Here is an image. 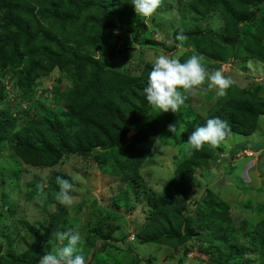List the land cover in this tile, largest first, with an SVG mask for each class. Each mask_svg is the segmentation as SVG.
I'll list each match as a JSON object with an SVG mask.
<instances>
[{"label":"trees","instance_id":"1","mask_svg":"<svg viewBox=\"0 0 264 264\" xmlns=\"http://www.w3.org/2000/svg\"><path fill=\"white\" fill-rule=\"evenodd\" d=\"M189 8L201 15L218 14L224 32L175 29L174 35L183 34L189 45L181 63L195 53L204 58L205 66L231 58L264 64V0H190ZM146 31L131 0H0V153L6 149L13 164L19 159L32 166L54 165L64 155H89L101 170L119 175L127 187L141 192L135 182L137 168L173 113H160L146 101L143 90L152 65L129 74L112 68L110 61L128 32L132 42L162 44L149 38L141 41ZM54 70L67 80L65 85L58 78L46 94L55 109L32 101L37 79ZM6 76L9 87L2 79ZM236 82L232 79L226 94L218 96L197 127L219 117L227 122L229 134L255 130L258 117L264 114V95L258 97L264 85L251 81L240 87ZM24 102L27 109L13 114ZM187 105L188 94L180 109ZM147 116L151 119L143 125ZM237 145L232 153L247 147ZM210 151L208 145L196 151L202 155L198 163L206 164ZM185 165L178 164L168 187L154 199L149 221L136 235L143 242L176 247L195 236V228L208 227L210 232L201 238L212 243L200 249L217 254L210 259L213 264L264 262V218L249 228L242 219L238 228L245 239L238 240L226 225L232 224L228 205L210 190L194 213H184L192 188V172ZM58 176L73 183L71 177L54 173L49 186L37 191L33 184L29 192L55 200ZM120 200L124 203V194L116 201ZM65 214L61 207L50 214L44 233L24 251L16 253L0 243V264H39L45 252L57 246L54 234L63 231ZM248 249L253 262L246 258Z\"/></svg>","mask_w":264,"mask_h":264},{"label":"rangeland","instance_id":"2","mask_svg":"<svg viewBox=\"0 0 264 264\" xmlns=\"http://www.w3.org/2000/svg\"><path fill=\"white\" fill-rule=\"evenodd\" d=\"M189 1L162 0L150 19L142 18L147 31L140 39H154L162 44L132 42V34L128 32L118 42L110 66L125 73L139 74L146 64L152 65L158 55H177L181 59L189 45L176 40L175 29L190 31L207 28L224 32L218 14L201 15L189 8ZM181 43L182 47H178ZM172 45L175 48L169 49ZM206 68L209 72L222 69L224 76L237 81L240 87L251 81L264 85V64L256 60L243 62L231 58L210 61ZM58 78L60 83L67 84L66 78L57 70L47 77H39L32 101L54 108L52 99L46 94ZM2 79L9 87V77ZM263 95L264 88L259 91L258 97ZM218 96L215 90L207 89V83L188 94L186 108L173 113L137 168L139 176L135 182L141 192L127 187L119 175L101 170L89 155H64L54 165L32 166L19 159L13 164L11 152L2 151L0 243L16 253L24 251L44 233L50 214L61 207L66 213L63 231L72 229L79 232L81 242L77 247L84 256L85 264H213L210 259L217 254L210 255L200 249V245L206 247L212 243L201 238L210 232L208 227L195 228L196 235L176 247L143 242L136 233L149 221L154 199L168 187L180 162H185L186 168L192 172V188L184 213H194L198 202L203 201L210 190L228 205L232 224L226 225L230 234L237 235L238 240L245 239L238 228L242 219L248 221L249 228L264 218V114L258 117L252 133H230L218 146L205 144L211 149L206 164L198 163L202 155L186 143L196 130L199 118L207 114V110L218 101ZM26 102L17 106L13 114L27 109ZM34 111L31 109V112ZM149 119L151 117L147 116L142 124L149 123ZM169 125H174L176 131H169ZM238 143L247 147L232 153ZM54 173L65 174L73 180L70 193L73 203L70 206L62 205L56 199L44 198L37 192L40 191L39 185L43 188L50 185ZM33 184L37 191L29 192V186ZM123 194L124 203L121 200L117 202ZM52 196L53 193L49 197ZM249 249L245 255L253 262Z\"/></svg>","mask_w":264,"mask_h":264},{"label":"clouds","instance_id":"3","mask_svg":"<svg viewBox=\"0 0 264 264\" xmlns=\"http://www.w3.org/2000/svg\"><path fill=\"white\" fill-rule=\"evenodd\" d=\"M161 4L162 0H131L136 16L144 19H150ZM186 39L183 34L176 36V40L180 42ZM178 47H182V43ZM203 59L201 55L195 53L183 63L177 55L156 56L143 90L148 105L159 110L160 113L169 111L178 113L187 99V94L202 88L205 83L208 90H215L221 96L225 95L232 80L224 76L222 69L209 72L203 64ZM168 130L176 131L174 125H169ZM229 132L230 128L226 121L213 117L203 126L197 127L186 143L192 150L199 151L205 144L218 146ZM56 183L59 186L56 200L62 205L70 206L73 203V197L70 195L73 189L72 183L59 176L56 178ZM38 187L43 190V185ZM54 235L58 241L57 246L53 251L45 252L39 264H85L84 256L77 247L81 242L78 231L72 229L57 231Z\"/></svg>","mask_w":264,"mask_h":264},{"label":"water","instance_id":"4","mask_svg":"<svg viewBox=\"0 0 264 264\" xmlns=\"http://www.w3.org/2000/svg\"><path fill=\"white\" fill-rule=\"evenodd\" d=\"M130 134V132H128V135Z\"/></svg>","mask_w":264,"mask_h":264}]
</instances>
